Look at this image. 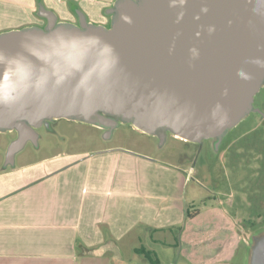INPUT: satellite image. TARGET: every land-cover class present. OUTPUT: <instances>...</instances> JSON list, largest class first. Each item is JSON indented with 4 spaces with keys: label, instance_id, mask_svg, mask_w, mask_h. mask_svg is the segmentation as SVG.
<instances>
[{
    "label": "water",
    "instance_id": "1",
    "mask_svg": "<svg viewBox=\"0 0 264 264\" xmlns=\"http://www.w3.org/2000/svg\"><path fill=\"white\" fill-rule=\"evenodd\" d=\"M114 11L108 28L41 6L46 27L0 34V132H17L6 166L57 119L218 147L257 110L264 0H118ZM248 264H264V231Z\"/></svg>",
    "mask_w": 264,
    "mask_h": 264
},
{
    "label": "crops",
    "instance_id": "2",
    "mask_svg": "<svg viewBox=\"0 0 264 264\" xmlns=\"http://www.w3.org/2000/svg\"><path fill=\"white\" fill-rule=\"evenodd\" d=\"M68 1L0 0V34L40 26V2L65 11ZM186 166L120 146L2 162L0 264H75L110 252L118 264L116 249L142 224L154 231L185 225L183 237L200 218L187 220L186 190L196 178Z\"/></svg>",
    "mask_w": 264,
    "mask_h": 264
},
{
    "label": "rangeland",
    "instance_id": "3",
    "mask_svg": "<svg viewBox=\"0 0 264 264\" xmlns=\"http://www.w3.org/2000/svg\"><path fill=\"white\" fill-rule=\"evenodd\" d=\"M261 98L264 99V86L256 95L258 106ZM260 108L264 110V106ZM255 119L256 114H250L228 133L227 140L236 138L237 144L226 150L210 147L208 140L198 143L199 146L187 144L171 133L161 139L128 123L119 124L109 135L91 124L57 119L50 126L37 130V144L29 142L16 155L15 162L65 151L77 153L120 146L163 164L185 163L190 167V179L196 178L187 186V204L193 211L201 210L200 218L183 237L181 233L171 232L170 228L154 231L142 224L116 250L115 253L122 256L120 264H151L135 250L142 247L155 251L160 264H248L253 237L264 231V185L261 183L264 181V150L261 147L264 137L261 138L260 133L241 136L253 126ZM14 139V134L0 132V164H6L7 151ZM191 158L194 164L189 162ZM183 249L188 258L184 257ZM111 255L110 252L105 256L109 260L99 258L101 261L96 257L89 260L87 256H79L75 264H111Z\"/></svg>",
    "mask_w": 264,
    "mask_h": 264
},
{
    "label": "flooded vegetation",
    "instance_id": "4",
    "mask_svg": "<svg viewBox=\"0 0 264 264\" xmlns=\"http://www.w3.org/2000/svg\"><path fill=\"white\" fill-rule=\"evenodd\" d=\"M117 2H118V0H69L66 3L67 9L65 11H60V10H57L53 7H48L44 2H40L39 3V10H40V7L43 6L46 10H49V11H52L55 13V15L57 17V21L59 23L60 22H66V23H71V24H76V25L81 24L80 14L82 13L88 23H91L94 25H102V26L109 28L113 24L114 15H115L114 9H115V5ZM39 19L41 22L40 26L46 27L48 24V19L45 17H42L41 15H39ZM259 104L260 105L258 106V104L256 103V96H255L254 107L258 111L256 110V111H253L251 113V114H253V113L256 114V119L254 120L255 122H254L253 126L241 136L244 137L248 133H251L252 135L255 133H260L261 138L264 137V110L262 108H260L261 105L264 106L263 105L264 99L261 98V100L259 101ZM52 122H50V124H52ZM118 126H119V124H118ZM42 127H45V126H42ZM38 129H40V128H38ZM96 129L100 130V131H105V130H102L98 127H96ZM10 133L14 134L15 138L17 137L16 131H13ZM226 140H227V136H225V138L222 140L221 144L218 146L219 150L220 149L223 150L222 147H224V146H226V148H224V150H226L228 148L233 147V145L237 144L236 138L235 139H229L227 141ZM183 141H185V140H183ZM185 142L187 144L192 143L193 145L199 146L198 143H193V142H188V141H185ZM208 142H210V144H211L210 147H212V148H214L216 146V143H217L215 140H213V142H212V140H208ZM261 147L264 150V140L261 141ZM263 157H264V155H263ZM189 162L194 164V158H191V160ZM263 163H264V161H263ZM261 232H259V233H261ZM253 238H256V236Z\"/></svg>",
    "mask_w": 264,
    "mask_h": 264
},
{
    "label": "trees",
    "instance_id": "5",
    "mask_svg": "<svg viewBox=\"0 0 264 264\" xmlns=\"http://www.w3.org/2000/svg\"><path fill=\"white\" fill-rule=\"evenodd\" d=\"M261 183L264 185V181H261ZM191 208L192 207H188V210H187V220L195 219L201 213V210H198L197 209V210L193 211ZM243 220L246 222V218H244ZM170 231L171 232H175L178 235H180V233L182 234L183 231H184V226L181 225V226L170 227ZM176 244H177V246H179L180 245V242L177 241ZM86 252H94V251L93 250L92 251H89V250L86 249V250H84V253H86ZM137 253L143 255L151 264H160L159 257H158V255H157V253L155 251H150V250L147 251L144 247H142V248L137 249ZM117 255L118 256H121L119 252L117 253ZM118 259H120V257H117L114 260L117 261ZM118 264H120V263H118Z\"/></svg>",
    "mask_w": 264,
    "mask_h": 264
},
{
    "label": "bare ground",
    "instance_id": "6",
    "mask_svg": "<svg viewBox=\"0 0 264 264\" xmlns=\"http://www.w3.org/2000/svg\"><path fill=\"white\" fill-rule=\"evenodd\" d=\"M181 139V138H180Z\"/></svg>",
    "mask_w": 264,
    "mask_h": 264
}]
</instances>
